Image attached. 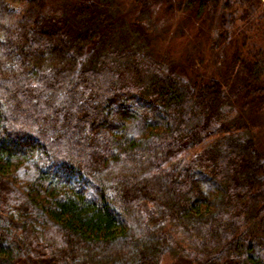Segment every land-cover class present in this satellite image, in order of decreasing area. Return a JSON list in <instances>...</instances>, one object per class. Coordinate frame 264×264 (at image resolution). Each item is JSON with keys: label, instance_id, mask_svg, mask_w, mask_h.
<instances>
[{"label": "trees", "instance_id": "obj_1", "mask_svg": "<svg viewBox=\"0 0 264 264\" xmlns=\"http://www.w3.org/2000/svg\"><path fill=\"white\" fill-rule=\"evenodd\" d=\"M188 4L225 41L264 23ZM109 5L0 0V264H264V52L190 77Z\"/></svg>", "mask_w": 264, "mask_h": 264}, {"label": "rangeland", "instance_id": "obj_2", "mask_svg": "<svg viewBox=\"0 0 264 264\" xmlns=\"http://www.w3.org/2000/svg\"><path fill=\"white\" fill-rule=\"evenodd\" d=\"M47 14H69L75 0H39ZM146 1L142 12L141 3ZM264 3V0H261ZM188 0H110V11L129 27H136L141 37L149 38L148 50L155 58L167 56L190 77L225 79L233 56H247L248 51L264 52V23L251 30L240 29L225 41L220 37L216 17L207 11L196 16V6ZM241 23L236 21L238 29ZM241 107V106H240ZM242 109V108H241ZM251 124L257 146L264 152V111L249 106L241 111ZM16 264H23L17 262Z\"/></svg>", "mask_w": 264, "mask_h": 264}]
</instances>
